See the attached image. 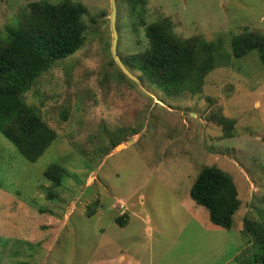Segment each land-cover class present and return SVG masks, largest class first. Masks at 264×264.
I'll return each instance as SVG.
<instances>
[{
  "label": "rangeland",
  "instance_id": "rangeland-1",
  "mask_svg": "<svg viewBox=\"0 0 264 264\" xmlns=\"http://www.w3.org/2000/svg\"><path fill=\"white\" fill-rule=\"evenodd\" d=\"M37 1L0 0V23ZM73 1L88 9V29L101 11L109 19L112 0ZM125 5L116 6L117 46L132 53L148 42L142 29L131 30ZM146 8L147 22L170 17L177 35L217 41L227 63L194 96H167L133 75L137 85L127 88L92 60L104 43L89 32L84 47L26 94L35 107L45 96L41 110L56 142L31 163L0 133V264H239L242 219H264V68L256 51L236 59L230 44L243 27L264 35V0H147ZM222 116L235 121L229 138L214 121ZM50 165L74 173L53 201ZM202 165L225 171L237 188L231 230L213 226L189 197ZM122 211L124 228L114 221Z\"/></svg>",
  "mask_w": 264,
  "mask_h": 264
},
{
  "label": "trees",
  "instance_id": "trees-1",
  "mask_svg": "<svg viewBox=\"0 0 264 264\" xmlns=\"http://www.w3.org/2000/svg\"><path fill=\"white\" fill-rule=\"evenodd\" d=\"M122 1L114 0L115 6H120ZM124 1L131 30L138 33L142 29L148 42L145 49L132 53L120 52L116 44L117 57L130 75L141 81L149 80L167 96L185 93L194 96L202 91L208 74L227 63V55L220 51L217 41H207L200 34L181 37L174 31V22L170 17L159 16L147 22V0ZM231 6L228 2L229 11ZM87 10L82 3L73 0H40L26 3L10 20L0 23V133L28 162L34 163L42 157L56 142L57 133L43 118L41 108L45 96L40 106L35 107L26 94L56 63L69 60L84 47L89 32L90 39L93 36L99 43H104L101 44V52L93 54L92 59L96 63L102 61L99 68L103 70L104 66V74L111 71L110 78L124 83L127 88L137 85L112 56V34L107 13L101 11L98 20L89 18L94 26L88 29L85 23ZM118 21L119 17L115 25L117 43L122 38ZM243 28L231 39V54L239 59L256 51L264 68V35ZM86 71L83 76L88 75ZM32 92L38 95L37 90ZM214 121L222 128L224 136H233L234 120L222 116L215 117ZM262 140L264 142V134ZM44 177L49 182L46 197L53 201L60 194L55 190H63L62 187L73 179L74 173L61 166L50 165ZM189 197L207 210L213 226L231 230L241 201L234 182L225 171L215 165H202L189 189ZM96 205L93 203L89 207L88 216ZM46 212L48 210L39 209L40 214ZM128 220L123 211L114 218L120 228H124ZM242 220L245 229L241 234L247 238L245 243L248 247L237 255L236 260L239 264H264V219L253 221L245 217Z\"/></svg>",
  "mask_w": 264,
  "mask_h": 264
},
{
  "label": "water",
  "instance_id": "water-1",
  "mask_svg": "<svg viewBox=\"0 0 264 264\" xmlns=\"http://www.w3.org/2000/svg\"><path fill=\"white\" fill-rule=\"evenodd\" d=\"M115 15H116V7H115L114 1L112 0L111 1V11H110V14H109L110 30H111V34H112L111 52H112L116 62L118 63V65L122 68V70L127 75L132 77L129 74V72L125 69V67L122 65L121 61L119 60V58L117 57V54H116L117 32H116V28H115Z\"/></svg>",
  "mask_w": 264,
  "mask_h": 264
},
{
  "label": "clouds",
  "instance_id": "clouds-1",
  "mask_svg": "<svg viewBox=\"0 0 264 264\" xmlns=\"http://www.w3.org/2000/svg\"><path fill=\"white\" fill-rule=\"evenodd\" d=\"M115 3V2H114ZM116 7V6H115ZM121 209H123V205L122 204H120V206H119Z\"/></svg>",
  "mask_w": 264,
  "mask_h": 264
}]
</instances>
